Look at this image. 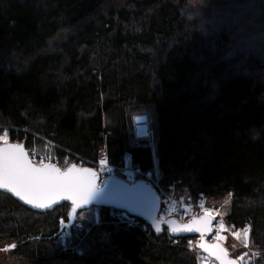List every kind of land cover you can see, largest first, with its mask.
Returning a JSON list of instances; mask_svg holds the SVG:
<instances>
[{"label":"trees","instance_id":"16d2710c","mask_svg":"<svg viewBox=\"0 0 264 264\" xmlns=\"http://www.w3.org/2000/svg\"><path fill=\"white\" fill-rule=\"evenodd\" d=\"M191 1L0 0V132L87 165L103 154L156 164L162 188L203 194L248 228L264 264V0H212L207 20ZM220 20L232 27L213 31ZM145 112L155 152L130 142V116ZM68 208L38 213L0 192V243L15 245V264H197L193 239L143 232L106 208H92L97 224L78 218L86 232L62 249L52 236Z\"/></svg>","mask_w":264,"mask_h":264},{"label":"water","instance_id":"95a60500","mask_svg":"<svg viewBox=\"0 0 264 264\" xmlns=\"http://www.w3.org/2000/svg\"><path fill=\"white\" fill-rule=\"evenodd\" d=\"M134 123V135L136 138H146L149 135V129L147 124V117L145 115H138L133 118ZM8 144H20L23 146L24 151L27 153V150L24 145V141L20 142H7ZM4 142H0V147H3ZM27 157L29 161L37 166L43 165L45 167L51 166L53 168H58L61 172H68L69 169H72L73 175H83L84 169H92L96 172V170L87 165H77L74 163L66 165L64 168L60 166L54 165L52 163H34L30 160L28 153ZM97 173V172H96ZM104 182H107V187L109 189L115 187H123L126 189L133 190L137 193V200L135 203L127 206L120 207L118 203H104L99 201H92L89 204L78 208L74 213H72L71 218H69V213L72 212V207L70 201L60 200L56 203H51L47 208H37L34 204L26 203L24 200H21L14 193L9 191L7 188L0 186V192L9 195L13 200L24 206L25 208L38 212L45 213L53 210L57 206L62 204H67L69 206L67 211L66 221L61 223L58 227L57 232L52 236V238H56L57 235L63 230L69 228L74 221L77 220V215L79 212L91 209V208H106L113 209L116 211L125 212L128 216L133 217L137 220L143 222L146 226H148L155 236H160L164 232L173 239L177 238H194V248L203 256L212 260L215 264H239L238 261L230 256L229 251L225 244L220 240H210V236L212 234V225L214 224V218L210 216H206L204 214H193L187 219L180 221L176 218H169L166 220H160L157 217L158 209H159V197L154 187L150 182L144 179H136L133 181L125 180L124 178L118 175H109L105 179L100 180L97 174V184L100 186H104ZM210 223V227H209ZM186 226H191L193 229H202V231H188ZM159 227L161 230L159 232L156 231V228ZM14 244L4 246L2 249L11 250L14 248Z\"/></svg>","mask_w":264,"mask_h":264},{"label":"snow or ice","instance_id":"6c2138e0","mask_svg":"<svg viewBox=\"0 0 264 264\" xmlns=\"http://www.w3.org/2000/svg\"><path fill=\"white\" fill-rule=\"evenodd\" d=\"M226 26L232 27L228 21L220 20L214 25L213 31ZM243 45L251 46L249 41H244ZM243 50V46L234 47L230 55L238 56ZM0 140H3L5 145L0 147V186L7 188L26 203L34 204L37 208L49 207L48 202L67 200L72 207V212L69 213L71 218L72 213L78 208L94 200L104 203L119 202L120 207H127L137 200V193L133 190L122 186L109 189L107 182H104V186L98 185L97 173L90 168L84 169L83 175H73L72 169L61 172L50 165L37 166L29 161L22 145L7 143V133L0 136ZM100 164L103 167L105 161L101 160ZM210 215L206 213V216ZM186 229L202 231V229H193L191 226H186ZM160 230L159 227L156 228L157 232Z\"/></svg>","mask_w":264,"mask_h":264},{"label":"built area","instance_id":"2783aa9c","mask_svg":"<svg viewBox=\"0 0 264 264\" xmlns=\"http://www.w3.org/2000/svg\"><path fill=\"white\" fill-rule=\"evenodd\" d=\"M56 147V146H55ZM28 156L30 160L34 163H52L54 165L59 166V160L56 154L51 153H37L34 149H27ZM104 160L105 164L103 167L100 164V161ZM126 160L129 161L130 157L127 155ZM89 165L93 167L100 180L105 179L109 175L116 174V171H120V167L111 165L108 162L107 157L103 154L101 155L96 162H90ZM125 170V169H122ZM133 176H128L127 180H135V179H144L151 183L154 187L155 191L159 197V209L157 213V217L160 220H166L169 218H176L180 221L185 220L193 214H204L210 213L214 218V224L212 225V234L210 236V240H220L222 236H224L228 229L225 225V219L222 215L221 211L214 204L207 201V199L202 195L198 194V197L193 200L191 198H184L182 196H178L174 193V191L169 189L162 188L157 179L153 177L151 172L149 171H141L137 167H133L129 169ZM117 175V174H116ZM133 177V178H132ZM111 215L122 222H125L128 225L135 224L133 220L135 218L128 216L125 212L112 210ZM137 220V219H136ZM143 223V222H142ZM141 230L146 233H152L150 228L146 226L144 223L142 224ZM86 232V228L81 221L74 222L69 228L63 229L59 235V242L62 245H65L69 238L72 236H76ZM243 249L237 252L234 256L239 264H256V257L259 254V251L250 252L248 254L249 249ZM245 249V250H244ZM252 251V250H251ZM202 256V255H201ZM205 259L197 258V264H214L209 258L203 256Z\"/></svg>","mask_w":264,"mask_h":264},{"label":"rangeland","instance_id":"374dc122","mask_svg":"<svg viewBox=\"0 0 264 264\" xmlns=\"http://www.w3.org/2000/svg\"><path fill=\"white\" fill-rule=\"evenodd\" d=\"M188 7L190 9H192V11H194L197 14V16L199 15V18H203V19L206 18V20H207L209 14L211 13V11L213 9L212 8L213 2H212V0H209L207 3H203V2H199L198 0H195V1H191V3L189 4ZM142 114H145L147 117L149 135L146 138H136L135 137L134 127H133L134 126L133 118L135 117V115L133 114L130 116V118H131V127H130V132H129L130 142L134 145H149L152 148L153 152H155V150H154L155 139L153 137L152 129H151L152 119H151L149 113L145 112ZM0 129H1V127H0ZM2 129H5V128H2ZM4 135H5L4 132H0V136H4ZM0 142H4V141L0 140ZM7 142H8V140H7ZM29 147L34 149L37 153H51V154L55 153L56 156L58 157V160H59V164H60L59 166H63V165L66 166V165L71 164V163H74L77 165H87L86 163L84 164V162L82 160L71 159L67 156L64 157L63 159H61L57 153V148L55 147V144L51 143L49 140L41 139V143H40L39 147L37 145L36 146H29ZM115 166H118L121 168L120 171H116V174L118 176H120L122 178H127L128 176H130V177L133 176L132 173L130 171H128L129 169L133 168V166H131L129 164V161L126 160V157L123 158V161L121 162V164L115 165ZM122 169H125V170H122ZM149 172H151L153 177L157 179L156 164H154L153 169H151ZM128 181H131V180H128ZM228 200L229 199H225V202L223 204H222V202H216V203L223 210H225L227 204L229 203ZM77 217L80 220L93 221L94 224H97V220H98L97 211H96V209H92V208L80 212ZM225 225H226V228L228 229V232L224 236L221 237L220 241H222L223 243H226L227 247H229V249L233 255L236 254L237 252H239L240 250H242L243 246H246L245 249H249L248 253L253 252V251L254 252L257 251V250H254V249L249 247L248 239H246L248 228H246V227L245 228H234V227L228 225L226 222H225ZM191 239H193V240H190L188 242V245H193V247H194L195 239L194 238H191ZM69 243H70V241H69ZM60 246L62 249H65L67 246H73V245L71 243H70V245L69 244L62 245L60 243ZM3 247H4V243H0V264H15L16 262L14 261V258L12 257L11 250H4V249H2ZM196 256H198V258L205 259L203 256H201V254H197Z\"/></svg>","mask_w":264,"mask_h":264},{"label":"bare ground","instance_id":"6f19581e","mask_svg":"<svg viewBox=\"0 0 264 264\" xmlns=\"http://www.w3.org/2000/svg\"><path fill=\"white\" fill-rule=\"evenodd\" d=\"M87 166H90V165H87ZM125 179V178H124ZM125 180H127V179H125ZM132 181V180H131ZM200 194V193H199ZM203 195V194H202ZM78 216V215H77ZM76 221H79L78 220V217H77V220ZM76 221H74V222H76ZM60 235V233L57 235V236H59ZM246 247V246H245ZM249 255L251 254L250 252L248 253ZM233 258H235V256L233 257Z\"/></svg>","mask_w":264,"mask_h":264}]
</instances>
